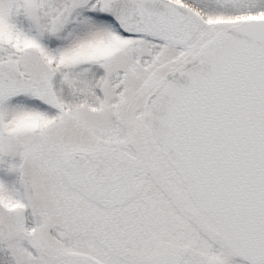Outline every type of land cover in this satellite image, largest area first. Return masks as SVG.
<instances>
[{"label": "snow or ice", "instance_id": "6c2138e0", "mask_svg": "<svg viewBox=\"0 0 264 264\" xmlns=\"http://www.w3.org/2000/svg\"><path fill=\"white\" fill-rule=\"evenodd\" d=\"M0 264H264V0H0Z\"/></svg>", "mask_w": 264, "mask_h": 264}]
</instances>
